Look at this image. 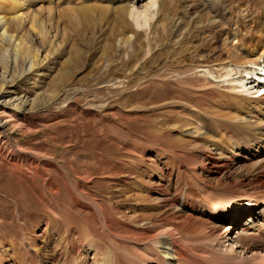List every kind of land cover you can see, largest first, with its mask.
Masks as SVG:
<instances>
[{"label":"rangeland","instance_id":"rangeland-1","mask_svg":"<svg viewBox=\"0 0 264 264\" xmlns=\"http://www.w3.org/2000/svg\"><path fill=\"white\" fill-rule=\"evenodd\" d=\"M134 1L32 0L36 16L12 30L18 56L11 49L0 57V252L13 242L21 264H40L30 244L54 248L71 232L78 245L81 238L85 248H98L106 264H146L156 247L127 237L152 229L118 214L114 200L141 179L161 177L160 153L169 151L179 168L171 152L182 141L173 126L183 124L191 106L200 110L194 128L204 130L205 104L236 98L217 66L245 59L233 33L247 38L262 31L257 22L240 26L264 19V0H215L211 15L208 0H168L150 10L146 27L129 10L142 11L150 0ZM210 18L219 26L209 25ZM29 54L36 58L27 71ZM255 63L235 65L236 76ZM202 66L218 78L204 80ZM177 177L185 183L182 173ZM90 202L101 205L115 234L103 231ZM12 254L0 264H9Z\"/></svg>","mask_w":264,"mask_h":264},{"label":"bare ground","instance_id":"bare-ground-1","mask_svg":"<svg viewBox=\"0 0 264 264\" xmlns=\"http://www.w3.org/2000/svg\"><path fill=\"white\" fill-rule=\"evenodd\" d=\"M214 1H207L209 15L216 4ZM31 2L0 0L1 58L11 49L18 56L19 43L15 44L12 30H22L31 20V15L36 16L30 11ZM147 3L142 11L129 10L141 27L148 26L150 10L157 5L167 4L168 0H150ZM87 11L83 9L84 13ZM215 13L220 17L222 12L216 10ZM225 17V13H222L221 19ZM251 22H257L256 28H262V31L257 30L259 33L256 36L246 38L237 31L233 33V38L237 39V49L242 50L245 59H239L238 63L232 65L221 63L217 66L218 71L223 72L219 77H225L223 81L231 86L233 97H236L234 101L225 99L221 104L206 103L203 113L207 126L204 130L194 128L199 124L200 120L195 114L200 110L191 106L188 111L190 115L186 113L183 124H180L182 115L179 114L180 125L173 127L180 131L178 139L182 144L172 149L179 153L171 152L179 161V168L173 166L172 159L167 155L170 152L165 151L156 157L160 160L158 168L161 177L156 181L141 179L130 190L129 195L135 198V202L125 203L128 191H121L120 198L114 194L117 199L113 207L118 209V214L129 219V222L136 221L139 226L144 223L146 229L147 226L152 229L141 237H127V240L138 245V242L144 241V248L148 244L156 247V251H147L146 264H158V261L160 264H264V19L248 20L240 28L246 30ZM210 24L219 26L216 18H210ZM246 54L252 57L247 58ZM35 56L29 54L24 58L27 71L34 67ZM16 57L14 63H17ZM251 59L256 60V65L246 68L245 74L236 76V66L243 60ZM200 68L204 80L218 78L208 66ZM8 70L7 65L3 67L1 80L4 83L8 81ZM213 125H216L215 130L210 128ZM206 128L210 131H205ZM178 173L185 177V183L177 177ZM90 204L103 231L115 234L112 220L107 218L101 205L96 202ZM248 212L252 213L247 218L250 223L241 225L240 220ZM255 217L259 219L254 221ZM46 229L47 226L43 232ZM34 236L39 235L34 233ZM75 239L71 232L61 237L54 248L44 241L40 246L30 244V248L38 256L40 264H106L98 248H85L81 238L79 245ZM12 243L2 247L0 259L11 252L14 256L12 254L9 264H21V251H17ZM119 263L141 264L128 260Z\"/></svg>","mask_w":264,"mask_h":264}]
</instances>
